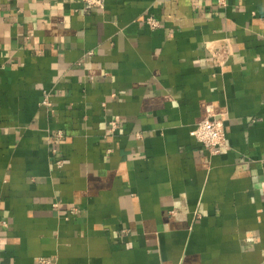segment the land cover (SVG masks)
I'll return each mask as SVG.
<instances>
[{
  "label": "crops",
  "instance_id": "0c3cea01",
  "mask_svg": "<svg viewBox=\"0 0 264 264\" xmlns=\"http://www.w3.org/2000/svg\"><path fill=\"white\" fill-rule=\"evenodd\" d=\"M263 186L264 0H0V264H264Z\"/></svg>",
  "mask_w": 264,
  "mask_h": 264
},
{
  "label": "built area",
  "instance_id": "2783aa9c",
  "mask_svg": "<svg viewBox=\"0 0 264 264\" xmlns=\"http://www.w3.org/2000/svg\"><path fill=\"white\" fill-rule=\"evenodd\" d=\"M83 4V8L86 11L93 9H103L105 6L106 0H79ZM146 23L150 28L159 27V22L152 18L148 17ZM43 104L49 105L48 99L44 98ZM224 119L223 117H217L213 113H210L207 117L202 119L191 131V135L201 143L211 154L219 153L223 148L226 147V133L224 128ZM116 128V122L112 121L110 125V131H114ZM58 137H61V132L57 134ZM61 159H57L55 165L61 167L63 165ZM263 199H264V186H263Z\"/></svg>",
  "mask_w": 264,
  "mask_h": 264
}]
</instances>
